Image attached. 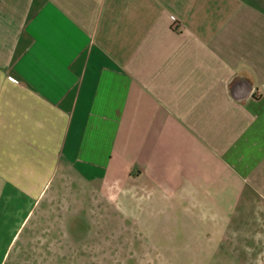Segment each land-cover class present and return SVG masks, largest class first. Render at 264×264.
Masks as SVG:
<instances>
[{"label": "crops", "instance_id": "crops-1", "mask_svg": "<svg viewBox=\"0 0 264 264\" xmlns=\"http://www.w3.org/2000/svg\"><path fill=\"white\" fill-rule=\"evenodd\" d=\"M67 172L264 264V0H0V264Z\"/></svg>", "mask_w": 264, "mask_h": 264}, {"label": "rangeland", "instance_id": "rangeland-1", "mask_svg": "<svg viewBox=\"0 0 264 264\" xmlns=\"http://www.w3.org/2000/svg\"><path fill=\"white\" fill-rule=\"evenodd\" d=\"M51 184L3 264L238 263L222 261L230 252L220 250V236L199 235L203 224L180 221L173 229L166 212L158 219L139 187L87 183L71 172ZM248 254L251 260L253 253Z\"/></svg>", "mask_w": 264, "mask_h": 264}, {"label": "built area", "instance_id": "built-area-1", "mask_svg": "<svg viewBox=\"0 0 264 264\" xmlns=\"http://www.w3.org/2000/svg\"><path fill=\"white\" fill-rule=\"evenodd\" d=\"M175 26L178 30H181V25L178 22L175 23Z\"/></svg>", "mask_w": 264, "mask_h": 264}]
</instances>
